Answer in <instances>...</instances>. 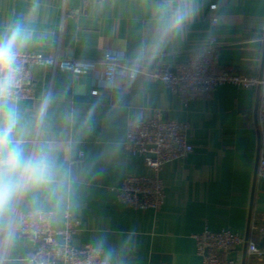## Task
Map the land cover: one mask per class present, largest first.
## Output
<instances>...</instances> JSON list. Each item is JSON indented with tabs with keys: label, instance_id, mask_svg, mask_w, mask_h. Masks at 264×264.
I'll use <instances>...</instances> for the list:
<instances>
[{
	"label": "crops",
	"instance_id": "0c3cea01",
	"mask_svg": "<svg viewBox=\"0 0 264 264\" xmlns=\"http://www.w3.org/2000/svg\"><path fill=\"white\" fill-rule=\"evenodd\" d=\"M197 11L160 40L175 0H0V38L19 23L30 39L16 51L102 62L109 52L151 71L185 63L216 39L220 70L264 73V0H195ZM214 20L215 24L211 21ZM103 67L79 93L69 72L32 69L33 99L0 97V115L15 113L11 142L25 160L40 157L48 180L34 183L22 166L0 174L15 193L0 212L2 264H29L32 241L15 226L16 211L45 209L53 227L64 215L80 219L76 247L104 250L107 264H202L193 235L228 229L249 236L263 255L231 253L241 264H264V181L255 173L259 153V92L222 85L207 98L185 101L161 82L119 74L113 85ZM161 109L167 120L189 126L193 153L162 173L163 208L141 212L117 200L128 175H149L145 157L124 149L127 124ZM9 156L8 146L2 148ZM254 223L257 229L251 230Z\"/></svg>",
	"mask_w": 264,
	"mask_h": 264
},
{
	"label": "built area",
	"instance_id": "2783aa9c",
	"mask_svg": "<svg viewBox=\"0 0 264 264\" xmlns=\"http://www.w3.org/2000/svg\"><path fill=\"white\" fill-rule=\"evenodd\" d=\"M211 23L215 24V21ZM260 40L264 41V36ZM215 45L216 39H211L207 49L192 53L187 62L156 71L136 66L114 52H109L102 62H92L63 58L58 54L46 56L16 51L15 63L8 71V86L0 93V97L14 102L33 99L35 90L32 69L35 66L54 72H69L76 78L92 74L97 66H102L103 78L109 85L114 84L119 74L128 75L131 79L143 75L152 82L163 83L185 101L210 97L218 87L227 84L258 90L259 155L255 180L264 181V73L248 76L220 70L219 53ZM188 131L187 123L165 119L161 109H154L148 119H132L128 122L124 149L134 156L145 157L150 174L128 175L123 185L116 190L118 202L141 212H158L163 208L166 191L161 173L167 164L185 159L193 153L194 147L188 142ZM2 148L0 146V174L13 167ZM53 221L54 213L49 210L16 211L17 231L28 237L34 245L33 255L25 258L29 264H105L103 249L92 244L83 247L73 244V238L81 227L80 219L67 211L64 215V228L61 230L53 227ZM250 229H257L253 222ZM193 238L202 264H241L240 259L228 256L242 249L247 250L249 257L263 255V251L249 236L228 229H205L193 235ZM1 243L0 231V253ZM2 263L3 257L0 258Z\"/></svg>",
	"mask_w": 264,
	"mask_h": 264
},
{
	"label": "clouds",
	"instance_id": "9594fccd",
	"mask_svg": "<svg viewBox=\"0 0 264 264\" xmlns=\"http://www.w3.org/2000/svg\"><path fill=\"white\" fill-rule=\"evenodd\" d=\"M196 11L195 0H175V7L171 9L166 20L162 15L160 40L162 41L170 32L180 29ZM29 39V34L19 23L10 28L7 37L0 38V93L8 86V71L15 63L18 42L23 44ZM15 122L16 116L11 110L0 115V146H8V161L12 166H22L32 182L44 183L48 180L44 161L38 156L25 160L22 150L11 142V132ZM16 187L17 185L11 179L0 182V212L6 209Z\"/></svg>",
	"mask_w": 264,
	"mask_h": 264
},
{
	"label": "water",
	"instance_id": "95a60500",
	"mask_svg": "<svg viewBox=\"0 0 264 264\" xmlns=\"http://www.w3.org/2000/svg\"><path fill=\"white\" fill-rule=\"evenodd\" d=\"M76 82H78L80 85H86V89H83L81 86L78 87L79 93H88L92 84V74L79 75L76 78Z\"/></svg>",
	"mask_w": 264,
	"mask_h": 264
}]
</instances>
